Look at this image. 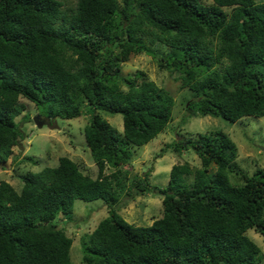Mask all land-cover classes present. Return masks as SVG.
<instances>
[{"label":"trees","instance_id":"1","mask_svg":"<svg viewBox=\"0 0 264 264\" xmlns=\"http://www.w3.org/2000/svg\"><path fill=\"white\" fill-rule=\"evenodd\" d=\"M156 44L167 50L158 53ZM142 53L159 69L179 73L181 87L192 92L191 115L231 123L264 116V1L77 0L65 7L60 0H0V166L28 138L22 125L31 117L16 120L26 110L21 98L50 126L88 115L84 136L97 166L92 177L61 155L54 166L19 173L18 189L0 180V264H73V240L55 219L70 215L76 199H101L107 207L82 237V264L263 262L246 232L264 236V169L251 175L237 169V144L221 130L166 145L193 150L201 167L172 165L167 185L156 189L163 210L150 225L118 212L125 190H149L148 171L128 190L122 183L130 147L154 139L173 118V96L139 79L142 71L120 74L132 54ZM99 110L121 114L122 133ZM234 171L240 184L230 182Z\"/></svg>","mask_w":264,"mask_h":264},{"label":"rangeland","instance_id":"2","mask_svg":"<svg viewBox=\"0 0 264 264\" xmlns=\"http://www.w3.org/2000/svg\"><path fill=\"white\" fill-rule=\"evenodd\" d=\"M60 1L65 7H74L77 0ZM118 1L120 5L123 4V0ZM200 1L207 5L212 3V0ZM255 1L263 2L264 0ZM154 49L158 53H164L167 47L156 44ZM215 68L222 70L221 64H217ZM137 71L143 72V76L139 79L154 81L165 92L173 96L175 103L172 121L168 123L166 129L148 143L130 147L131 158L122 165V171L125 173L122 176V183H125L127 190L135 178L143 177L147 171L149 173L148 192L140 194L133 190L131 195H127L125 190L120 196L117 209L128 222L147 226L161 215L162 196L156 192V189L167 185L173 164L188 162L191 166L201 167L200 160L193 150L177 153L166 146L180 137L197 136L198 133L221 130L237 144L238 155L235 160L238 165L237 169H242L248 175L258 168L264 169V116H245L231 123L222 117L191 115V110L186 106L187 100L192 97V92L188 88L181 87V82L177 79L179 73L159 69L155 60L145 53L132 54L122 64L120 74L122 76L133 75ZM118 83L123 90L126 89L123 82L118 81ZM21 101L25 103L26 110L17 116L16 120L21 121L25 113L31 117L29 122H23L22 125L23 129L29 132L28 138L22 141L21 147H14L8 161L0 166V180L4 179L18 189L22 185L19 178L21 172L29 169L38 170L43 166H54L61 155H67L76 161L82 172L96 177L97 166L84 136V126L89 116L82 114L71 119L57 118L50 126L44 118L38 121L42 123L36 122L34 118L39 112L33 103L23 98ZM99 112L119 133H122L121 114L104 110H99ZM25 155L32 156L34 161L23 159ZM210 169L214 171V167ZM112 170L113 168L107 167L106 173ZM192 177L188 175L187 182H190ZM229 177L232 184L237 185L242 182L235 171L231 172ZM105 216H107V207L103 200L76 199L70 215L60 214L55 219V223L62 226L73 240L70 249L73 264L83 263L82 237L91 233ZM246 234L259 245L264 255V236L253 229H248ZM260 264H264V260Z\"/></svg>","mask_w":264,"mask_h":264},{"label":"water","instance_id":"3","mask_svg":"<svg viewBox=\"0 0 264 264\" xmlns=\"http://www.w3.org/2000/svg\"><path fill=\"white\" fill-rule=\"evenodd\" d=\"M36 120V122H38V115L34 118ZM38 123H42V122H38Z\"/></svg>","mask_w":264,"mask_h":264}]
</instances>
